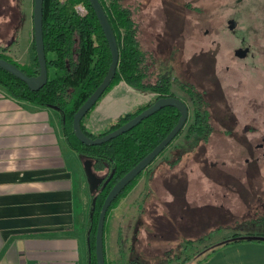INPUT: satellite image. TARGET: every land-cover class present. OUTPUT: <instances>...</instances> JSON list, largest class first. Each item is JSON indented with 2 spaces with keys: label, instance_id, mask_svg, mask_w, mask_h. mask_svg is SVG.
Masks as SVG:
<instances>
[{
  "label": "rangeland",
  "instance_id": "rangeland-1",
  "mask_svg": "<svg viewBox=\"0 0 264 264\" xmlns=\"http://www.w3.org/2000/svg\"><path fill=\"white\" fill-rule=\"evenodd\" d=\"M128 2L134 9L146 6L145 0ZM153 3L166 16L159 33L151 34L162 39L151 47L152 71L170 75L177 93L181 83L204 91L213 114L209 142L195 136L186 142L185 130L175 143L179 147L170 146L173 155L166 166L170 191L161 208L168 215L160 221L159 234L165 233L166 246L173 248V264L181 260L173 256L183 259L187 246L194 263L204 255L198 253L203 244L218 247L235 232L264 233L258 220L264 217V147L256 146L264 137V0ZM33 10L34 0H0V46L14 42L9 53L18 62L33 38ZM247 44L255 58L241 60L236 50ZM231 79L236 84L232 97ZM250 121L254 132L246 128ZM82 173L93 201L84 167ZM249 213L251 218L244 216ZM157 227L153 222L151 230Z\"/></svg>",
  "mask_w": 264,
  "mask_h": 264
},
{
  "label": "crops",
  "instance_id": "crops-1",
  "mask_svg": "<svg viewBox=\"0 0 264 264\" xmlns=\"http://www.w3.org/2000/svg\"><path fill=\"white\" fill-rule=\"evenodd\" d=\"M121 1L125 6L133 4ZM153 1L145 0V9L131 6V12L149 73L156 79L162 74H154L149 59L154 56L152 45L162 39L151 34L159 33L166 13L158 14ZM230 81L232 97L236 84ZM177 94L184 97L181 91ZM157 98L156 92L119 81L91 111L86 128L94 135L102 134L121 116ZM63 119L61 110L15 99L0 85V264H91L92 201L84 186V159L69 144ZM176 141L171 145L175 149L179 147ZM169 150L109 212L107 264H119L125 255L138 264H173V248L166 246L165 233L159 234L160 221L168 215L161 206L169 199L164 195L166 189L170 191L166 166L173 153ZM244 216L251 218L252 214ZM153 222L158 224L156 230H151ZM242 237L254 239L229 245L201 264H264V240L260 238L264 233ZM173 257L181 259L175 264L181 263V254Z\"/></svg>",
  "mask_w": 264,
  "mask_h": 264
},
{
  "label": "trees",
  "instance_id": "trees-1",
  "mask_svg": "<svg viewBox=\"0 0 264 264\" xmlns=\"http://www.w3.org/2000/svg\"><path fill=\"white\" fill-rule=\"evenodd\" d=\"M100 1L115 31L120 49L117 75L105 93L119 81H125L133 87L158 93V98L177 96L188 104L190 116L185 127L159 156L166 152L185 130H188L189 139L195 136L204 142H209L214 129L213 114L211 103L205 96V92L200 91L192 83H181L180 90L184 93V97H182L177 94V88L174 86L171 76L162 74L158 75L156 79H152L149 73L148 58L145 57L137 38L138 30L132 17V7L125 6L121 0ZM33 33L23 62H18L9 53L14 42L7 46H0V57L14 63L29 76H36L40 73L35 32ZM44 40L49 68L48 83L40 90L34 91L20 78L0 67V85L6 88L15 99L41 106L59 107L64 117V131L71 147L83 159L93 162V169L98 175L105 176L106 179L111 178L105 187L103 186L99 192L93 195L97 196V200L91 219L90 250L91 264H97V226L100 211L108 193L127 172L173 130L181 113L177 108L168 106L144 119L129 132L104 144L90 146L82 143L75 136L73 130L74 115L103 82L112 63V52L108 40L90 0H44ZM97 104L82 120L83 130L92 138L118 129L153 103L140 106L121 116L105 132L94 135L87 130L86 120ZM143 172L117 197L108 214L130 192ZM258 220L264 222V217H258ZM240 236L242 235L235 233L231 238L221 241V244L217 245L218 247L203 244L202 250H198V253L200 251L204 254L201 258L196 259L193 263L192 255L187 254L186 258H183L178 264L205 263L216 252L233 243L253 240L239 238ZM200 240L206 242L205 238ZM188 241L194 243L193 240ZM119 264H138V262L125 255Z\"/></svg>",
  "mask_w": 264,
  "mask_h": 264
},
{
  "label": "water",
  "instance_id": "water-1",
  "mask_svg": "<svg viewBox=\"0 0 264 264\" xmlns=\"http://www.w3.org/2000/svg\"><path fill=\"white\" fill-rule=\"evenodd\" d=\"M90 2L96 12V15L108 40L112 52V63L103 82L74 115L73 130L75 136L86 145H101L122 134L129 132L137 125H139L144 119L152 116L153 114L157 113L165 107H175L181 113L179 121L177 122V125L173 128V130L148 155H146L135 167H133L129 172H127L113 186L102 205L96 234V260L97 264H106L104 235L107 214L110 207L112 206L113 202L117 199V197L126 189V187L131 184L140 175V173L146 170L150 166V164H152L156 160V158H158V156L177 137V135L185 127L187 123L186 121H188L189 119L190 109L188 104L182 98L177 96H164L158 98L149 108L145 109L140 114L132 118L130 121L108 134L92 138L85 133L82 127V120L90 112V110L99 102L101 97L104 95V93L114 81L117 75L118 65L120 62V49L117 36L110 23L107 12L104 9L100 0H90ZM33 21L36 47L40 64V73L36 76H29L17 65L2 57H0V67L20 78L32 90L38 91L43 88L49 81V68L44 40V0H34ZM235 55L240 58H243L246 56V51L240 49L235 53ZM49 107L60 110V108L57 106ZM83 164L87 180L90 186V191L92 194H96L101 190V184L105 187L111 178L106 179L105 176L98 175L93 169V162L91 160L84 159ZM96 200L97 196H94L92 201V214L96 204ZM247 238L254 239L253 237ZM260 238L264 240V237Z\"/></svg>",
  "mask_w": 264,
  "mask_h": 264
},
{
  "label": "flooded vegetation",
  "instance_id": "flooded-vegetation-1",
  "mask_svg": "<svg viewBox=\"0 0 264 264\" xmlns=\"http://www.w3.org/2000/svg\"><path fill=\"white\" fill-rule=\"evenodd\" d=\"M240 49H243L244 51H246V56L245 57H243L241 60H245V59H254L255 58V52L253 51V48H252V46L251 45H249V44H247V45H244V46H242V47H239L237 50H236V52L238 51V50H240ZM238 57V56H237ZM240 58V57H239ZM255 67V66H254ZM253 67V68H254ZM253 122L252 121H250L247 125H246V128L247 129H251V132L253 131H255V127H253V124H252ZM257 131V130H256ZM247 139H249V141L250 142H252L253 141V139L251 138V136H249V137H247ZM254 142V141H253ZM264 145V137H262L261 139H260V142H258L257 143V148L258 149H263V146ZM101 188L103 187V185L101 184V186H100Z\"/></svg>",
  "mask_w": 264,
  "mask_h": 264
}]
</instances>
